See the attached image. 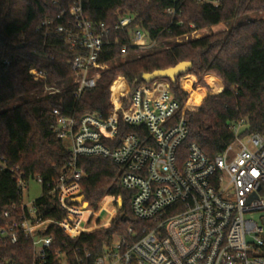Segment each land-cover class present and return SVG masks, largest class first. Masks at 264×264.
<instances>
[{"label":"trees","instance_id":"16d2710c","mask_svg":"<svg viewBox=\"0 0 264 264\" xmlns=\"http://www.w3.org/2000/svg\"><path fill=\"white\" fill-rule=\"evenodd\" d=\"M211 1L216 4L205 0H83L84 14L94 24L111 27L126 16H132L134 22L129 31L111 34V45L104 48L99 59V63L110 67L101 74L95 89L84 91L78 99L76 88L68 87L59 94L40 96L0 114V264H41L29 239L20 233L18 242L13 244L1 236L2 231H8L22 219L33 224L36 219L61 222L66 215L48 193V185L58 178L70 157L67 145L56 137L54 110L66 116L107 115L111 110L110 87L117 79L123 78L133 91L147 84L143 81L144 74L190 62L192 68L174 83L161 79L170 84L180 103L178 117L187 120V143L197 144L214 159L235 139L230 125L244 121L248 128L242 135L264 134L263 19L171 45L195 31L264 14V0ZM73 2L0 0V106L42 92L73 76L67 62L82 51L70 50L64 35L45 39L38 31L45 20L58 16L68 20ZM168 11L176 14L170 15ZM135 28L144 30L151 41L161 44V50L124 60L134 54L129 48L128 55L123 57L122 50L129 46L130 32ZM122 137L120 131L119 139ZM78 167L84 173L82 194L92 209H99L96 218L101 219V224L93 223L87 232H95L74 241L55 225L40 232V237L54 240L45 264H62L58 253L66 255L69 264H79L77 256L84 259L83 264H93L107 246L125 237L130 228L142 227L132 215L131 194L119 185L123 173L119 166L110 159L82 157ZM17 177L28 184L39 179L43 183L41 197L33 202L32 209L24 205ZM106 198H121L124 204L113 222L115 200L99 207ZM88 216L83 215L80 228L85 226ZM111 222L110 228L102 229ZM86 253L91 255L87 261Z\"/></svg>","mask_w":264,"mask_h":264},{"label":"built area","instance_id":"2783aa9c","mask_svg":"<svg viewBox=\"0 0 264 264\" xmlns=\"http://www.w3.org/2000/svg\"><path fill=\"white\" fill-rule=\"evenodd\" d=\"M68 17L66 21L64 16L45 20L38 31L45 39L64 35L70 50L82 51L67 62L73 76L66 80V88L75 87L79 99L84 91L95 89L101 74L109 69V64H101L99 59L111 45V34L129 31L134 18H120L111 27L94 24L84 14L83 0H74ZM198 32L176 41L187 38L188 42ZM130 35L123 57L129 48L139 52L159 45L140 28ZM54 86L44 89L46 95L66 89ZM110 104L107 115L52 112L56 137L67 145L70 157L58 178L48 185V193L66 215L61 222L36 219L33 224L22 219L1 236L15 244L23 234L32 242L37 260L45 264L54 240L40 237V232L55 225L72 241L95 232L85 230L93 223L100 225L101 219L82 194L84 173L78 161L96 157L110 159L123 170L119 185L131 194V212L142 227L130 228L93 264H264V134L242 135L247 123L232 124L229 129L234 141L210 159L197 144L187 143V120L178 117L181 106L168 82L158 79L130 91L119 78L110 87ZM120 131L123 137L119 139ZM244 137L246 142H242ZM17 182L23 200L29 184L20 177ZM37 183L42 188L40 179ZM85 214L89 216L80 228ZM57 255L62 264H69L66 255ZM90 258L86 253L85 260ZM75 259L83 264L84 259Z\"/></svg>","mask_w":264,"mask_h":264},{"label":"rangeland","instance_id":"374dc122","mask_svg":"<svg viewBox=\"0 0 264 264\" xmlns=\"http://www.w3.org/2000/svg\"><path fill=\"white\" fill-rule=\"evenodd\" d=\"M259 19H263L264 20V14L263 13H259L257 15H252V16L247 17V18H242V19L238 20L237 22L231 23L229 25L223 24V25L211 28V29H204V30L199 31L198 33L194 34L192 37H190L188 39V41L196 39V38H202L204 36L211 35V34H217V33H220L222 31L227 30L228 28L237 26L239 24H245V23H247L249 21L259 20ZM182 42L186 43L187 42V38L182 39L181 43ZM176 43H178V42L177 41H172L171 45H174ZM171 45H169V46L166 45V46L170 47ZM161 48H162L161 44H159L158 46H156L154 48L146 49V50L139 51V52H134V54H132L130 56H127L126 59H124V60H129L130 58L132 59L133 57H137V56L139 57V56H142V55L151 54V53H154V52H156L158 50H161ZM109 67H110V65H109ZM68 85H69V81H64V82H62L60 84L55 85L54 88L62 91ZM44 95H46L45 90H43L42 92L35 93V94L30 95V96L21 98V99H17V100H13L11 102H8V103L0 106V114L3 113V112L8 111L10 109H13L15 107H18V106L22 105L23 103H25L27 101H33V100L37 99L38 97L44 96ZM246 141H247V139H246V137H244L242 142H246ZM41 194H42V189H41L40 185L37 182H35V181H31L29 183V186H28V192H26L24 194V197H23V201H24L25 206L31 207V204L34 201H36L37 199H39L41 197ZM114 200L116 202V205H114V207L116 208V211L114 213L115 217L112 220V222L119 216L120 210L123 208V205H124L122 200L120 201V199H116V198H114ZM112 201L113 200H111V199H104L99 204V207L103 203L112 202ZM112 222H111V224H104L102 226V229L110 228L111 225H112ZM99 230H101V229H99ZM96 231H98V230H96Z\"/></svg>","mask_w":264,"mask_h":264},{"label":"water","instance_id":"95a60500","mask_svg":"<svg viewBox=\"0 0 264 264\" xmlns=\"http://www.w3.org/2000/svg\"><path fill=\"white\" fill-rule=\"evenodd\" d=\"M191 68L192 63L182 62L176 65L175 67L169 68L167 70H159L150 74H144L143 81L145 83H150L151 81L156 79H169L172 83H174L179 75L186 73Z\"/></svg>","mask_w":264,"mask_h":264},{"label":"bare ground","instance_id":"6f19581e","mask_svg":"<svg viewBox=\"0 0 264 264\" xmlns=\"http://www.w3.org/2000/svg\"><path fill=\"white\" fill-rule=\"evenodd\" d=\"M111 200H114V198H110ZM85 230L87 231L88 230V228H85Z\"/></svg>","mask_w":264,"mask_h":264},{"label":"snow or ice","instance_id":"6c2138e0","mask_svg":"<svg viewBox=\"0 0 264 264\" xmlns=\"http://www.w3.org/2000/svg\"><path fill=\"white\" fill-rule=\"evenodd\" d=\"M253 174H255V173H253Z\"/></svg>","mask_w":264,"mask_h":264}]
</instances>
